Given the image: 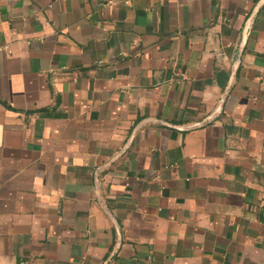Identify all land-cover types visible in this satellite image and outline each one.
I'll return each instance as SVG.
<instances>
[{
	"label": "crops",
	"instance_id": "crops-1",
	"mask_svg": "<svg viewBox=\"0 0 264 264\" xmlns=\"http://www.w3.org/2000/svg\"><path fill=\"white\" fill-rule=\"evenodd\" d=\"M0 264H264V0H0Z\"/></svg>",
	"mask_w": 264,
	"mask_h": 264
}]
</instances>
